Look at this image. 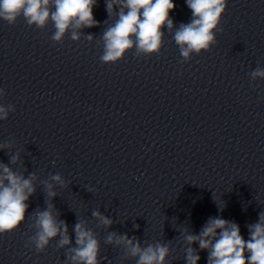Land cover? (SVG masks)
<instances>
[{
    "label": "clouds",
    "instance_id": "1",
    "mask_svg": "<svg viewBox=\"0 0 264 264\" xmlns=\"http://www.w3.org/2000/svg\"><path fill=\"white\" fill-rule=\"evenodd\" d=\"M191 10L190 22L174 25L170 16L176 5L173 0H105L108 18L116 17L102 33L103 54L100 61L115 64L129 51L136 56L158 55L163 47L165 31L172 34L183 61L192 55L210 51L217 43L216 33L222 31L221 20L226 12L228 0H185ZM97 0H0V20L15 25L21 17L29 27L43 30L49 22L54 26L52 41L61 44L66 34L79 41L82 29L99 26L93 14ZM91 42L93 34H87ZM250 79H264V68L257 67L249 73ZM6 94L0 88V96ZM15 111L14 105H0V121L7 120ZM13 142L0 144V150L11 149ZM54 163V162H53ZM19 164L25 172L16 171L10 165ZM27 169L19 152L9 155V164L0 162V235L16 231L28 217L29 199L36 191L37 175L25 173ZM46 190V207L31 212L29 225L34 234L29 236L26 246H34L43 253L50 242L56 240L59 249H67L65 264H101V245L96 233L87 226L86 220H77L73 227L75 243L69 235L66 221L52 200L57 196L56 187H67L64 177L57 173L42 181ZM221 209V208H219ZM223 209V208H222ZM221 209V210H222ZM100 226L110 228L113 220L100 211L92 212ZM249 238L241 235L240 227L220 216L209 217L199 234L186 232V264H198L199 252L206 251L207 264H264V212L258 221L247 225ZM105 243L124 250V259L133 258L136 264H167L171 247L167 243H150L142 246L135 236L109 232ZM198 244L199 249L193 245Z\"/></svg>",
    "mask_w": 264,
    "mask_h": 264
}]
</instances>
